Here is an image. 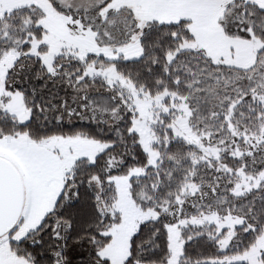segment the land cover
Here are the masks:
<instances>
[{
  "label": "trees",
  "instance_id": "obj_1",
  "mask_svg": "<svg viewBox=\"0 0 264 264\" xmlns=\"http://www.w3.org/2000/svg\"><path fill=\"white\" fill-rule=\"evenodd\" d=\"M47 1L60 11L56 0ZM100 8L82 11L83 18L89 19ZM43 18L36 5L12 10L0 17V58L3 52L13 49L14 42L23 43L3 81L4 89L19 93L29 111L28 121L18 123L0 108V139L25 135L31 142L38 143L55 136L83 137L105 144L107 148L93 162L76 161L70 176L63 179V190L54 208L25 238L10 243L15 256L30 264H110L108 259L100 256L111 240L104 233L119 224L120 217L106 212L101 205L110 208L116 199L110 180L126 177L134 169L145 172L129 180L131 198L140 209L153 210L158 217L138 226L129 240L128 257L122 264H167L170 257L167 226L177 222L168 212L178 207L177 198L181 197L187 184L198 187L193 199L206 200L208 197V201H212L214 189L220 200L253 206V212L259 215L253 223L254 230L246 231V226L236 229L231 250L227 251H221L213 227L183 229L178 264H225L217 261L248 251L264 233V183L249 193L234 196L231 193L234 180L221 168L233 173L242 169L256 176L264 172V163L250 156L231 157L228 149L217 161H202L197 147L174 138L168 129L170 121L165 119L156 130L159 143L155 149L159 159L155 167H149L148 156L141 148L138 136L130 131L132 113L125 110L122 95L109 87L103 78L88 77L86 69L92 63L112 65L119 76L150 96L176 94L187 99L193 114H216L220 107L209 93L206 92L208 99L204 100L201 97L203 90L188 89V84L195 81L185 60L194 57L210 70L246 74L259 67L264 47L255 53L253 66L246 70L214 63L201 49L180 48L193 42L188 21L160 23L152 20L145 24L138 38L139 58L125 60L119 57L110 62L101 56L88 55L83 61L62 54L54 58L53 71L48 72L39 56L47 52V46L39 45L36 55H31L28 43L31 39H43L46 32L41 26ZM217 24L228 38L244 41L256 38L264 44V9L253 2L233 0L217 17ZM170 56H174L171 61ZM239 98L241 102L233 109L230 121H224V129L216 133L217 136L224 133L225 145L238 140L228 131V125L245 135L257 134L264 126V108L256 103L253 94L245 92ZM114 112L116 116H112ZM109 119L111 125L106 122ZM261 261L264 264V253Z\"/></svg>",
  "mask_w": 264,
  "mask_h": 264
},
{
  "label": "rangeland",
  "instance_id": "obj_2",
  "mask_svg": "<svg viewBox=\"0 0 264 264\" xmlns=\"http://www.w3.org/2000/svg\"><path fill=\"white\" fill-rule=\"evenodd\" d=\"M36 7L43 14L42 23L53 22V26L44 27L45 35L41 41L31 39L28 43L31 46L30 54L36 55L39 45L47 46V52L39 55L42 63L48 72H52V64L55 57L65 54L74 56L80 60H85L88 55L101 56L105 60L113 62L119 57H124L128 53L129 57H136L139 51L138 38L142 29L148 21H152L146 11L136 7L138 13L132 12L130 2L127 5L124 0H56L59 6L57 12L47 0H32ZM233 0H203L206 9L211 11L212 19L221 16L227 4ZM257 4L264 9V0H246ZM8 2V1H7ZM8 3L0 0V17L6 13ZM103 6L102 8H100ZM129 6V7H128ZM99 7L100 9L92 14L89 19L83 18L82 11ZM150 13V12H149ZM28 23H26L27 25ZM55 25V27H54ZM4 34L3 36H6ZM7 38H9L7 36ZM23 43L14 42L13 49L3 52L0 58V108L12 116L18 123L27 122L29 111L23 104L22 96L19 93H10L4 89V79L8 70L15 63L19 56L18 48ZM251 47L256 53L264 47L258 39L253 38ZM181 49H199L194 42L185 43ZM174 56L169 57V61ZM225 62V61H223ZM188 70L191 71L193 80L188 84V89L204 91L201 95L204 100L208 99L207 93L219 104V111L216 114L207 112L205 115L195 113L190 109L187 99L172 93H163L150 96L142 89H136L129 81L119 76L112 65L92 63L87 66L86 75L88 77L103 78L109 87L117 89L123 97V105L127 112L132 113L131 132L138 136L141 148L148 156V166L155 167L159 159L155 146L159 143L156 130L160 128L165 119H169L174 138L181 139L197 147L201 152L202 161H217L221 153L228 149L231 157L242 158L250 156L259 163H264V126L257 134L245 135L234 131L228 125V131L232 136H237V142L225 145L222 138L224 121L229 122L233 109L241 102L240 95L251 92L253 99L264 108V57H262L255 70L246 74L225 72L223 70H210L209 66L197 58H187ZM214 63H221L214 61ZM254 63V62H253ZM243 67L248 69L253 66ZM227 64V63H225ZM239 68V67H237ZM190 73V72H189ZM207 92V93H206ZM199 109V104H197ZM116 116L114 112L112 116ZM216 115V118H214ZM222 119V120H221ZM111 125V119L106 121ZM18 141L25 140L33 144L38 154L43 157H50L53 160V169L49 163L38 154H34L32 159L24 152L19 153V158L26 159L25 165L36 178H47L49 180L52 193L56 180L69 177L76 161L85 159L93 162L94 158L103 152L107 145L88 140L83 137L62 138L51 137L38 143L31 142L27 136H18ZM9 150H2L0 155H9ZM28 157V158H27ZM14 160V159H13ZM14 162V161H13ZM18 168L21 179L28 181L26 172ZM228 171L229 176L234 180V187L231 193L234 196H242L252 190L258 189L264 183V172L258 175H249L244 170L239 169L235 173ZM142 169H134L126 177L113 178L110 180L116 192V199L110 208L101 207L112 215H119L120 222L112 226L104 235L111 238L109 244L100 252L102 258L108 259L110 264H122L128 257L129 240L136 232L138 226L144 222L155 220L158 214L153 210H142L132 200L129 193V180L144 174ZM25 173V174H24ZM24 182V183H25ZM25 184V186H26ZM96 189L98 183L95 180ZM198 187L187 184L177 198V208L168 212L169 216L175 217L177 222L167 226L170 257L167 264H178L183 241L181 239L182 230L189 226L213 227L215 237H219L218 245L221 251L230 249V244L236 235L238 227L246 226V231L254 230L253 223L257 221L259 214L254 213L253 206L231 204L229 200L222 201L212 189L215 198L208 201L198 198L193 199ZM223 190H225L223 188ZM221 194V192L219 193ZM30 196V195H29ZM29 198V197H28ZM225 202L228 205H225ZM260 203V202H259ZM256 205V207H259ZM261 204V203H260ZM14 232L0 238V264H30L26 260L15 256L10 248L11 242H19L27 233L32 230L22 226L18 222ZM264 253V233L258 237L253 246L242 254L232 255L224 258L219 263H247L263 264L261 255Z\"/></svg>",
  "mask_w": 264,
  "mask_h": 264
},
{
  "label": "crops",
  "instance_id": "obj_3",
  "mask_svg": "<svg viewBox=\"0 0 264 264\" xmlns=\"http://www.w3.org/2000/svg\"><path fill=\"white\" fill-rule=\"evenodd\" d=\"M5 1L8 3L6 12L35 5L32 0ZM124 2H130V8H132L133 13H135L136 7H139L146 11L151 20L156 22L176 23L181 20L188 21V29L193 37V42L213 61H221L222 64L227 63L225 65L239 68L249 67L254 62L256 50L251 47V41L226 37L217 24V18L212 19L211 11L206 9L203 0H124ZM136 13H138L137 9ZM42 21L41 26L43 29L44 27L53 26V22H49L47 25V23H42ZM140 54L141 51L139 49L136 57L131 58L128 53H125L123 58L125 60H135L139 58ZM18 140V136L0 139V153L2 150L4 151V147L6 150L11 149L9 154L15 158L13 160L7 154L6 156L0 155V157L10 162L17 171V167H20L21 171L26 172L28 181L26 184L25 180L22 179L24 205L19 222H21L22 226L33 230L40 225L44 217L54 208L63 190V178L61 179V176L57 178V186H54V192L52 193L51 182L49 184L47 178H36L30 173L28 166L25 165L26 159L23 158L21 160L19 158V153L22 154L24 152L32 159L34 154H38L37 150L32 148L33 144L25 140ZM42 155L46 154H38L39 157H43ZM43 158L49 163L50 169H53V160L50 157Z\"/></svg>",
  "mask_w": 264,
  "mask_h": 264
},
{
  "label": "water",
  "instance_id": "obj_4",
  "mask_svg": "<svg viewBox=\"0 0 264 264\" xmlns=\"http://www.w3.org/2000/svg\"><path fill=\"white\" fill-rule=\"evenodd\" d=\"M24 205V186L15 167L0 157V238L19 221Z\"/></svg>",
  "mask_w": 264,
  "mask_h": 264
}]
</instances>
